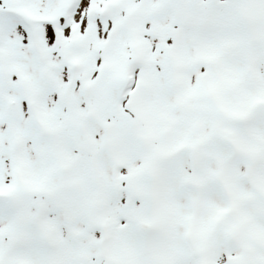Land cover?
Here are the masks:
<instances>
[{"label":"snow or ice","instance_id":"obj_1","mask_svg":"<svg viewBox=\"0 0 264 264\" xmlns=\"http://www.w3.org/2000/svg\"><path fill=\"white\" fill-rule=\"evenodd\" d=\"M0 264H264V0H0Z\"/></svg>","mask_w":264,"mask_h":264}]
</instances>
